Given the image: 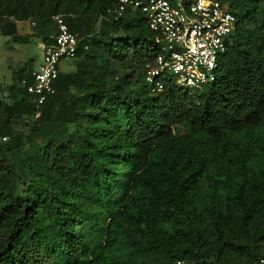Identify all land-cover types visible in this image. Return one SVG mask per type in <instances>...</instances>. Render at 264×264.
Masks as SVG:
<instances>
[{
  "label": "trees",
  "instance_id": "obj_1",
  "mask_svg": "<svg viewBox=\"0 0 264 264\" xmlns=\"http://www.w3.org/2000/svg\"><path fill=\"white\" fill-rule=\"evenodd\" d=\"M218 1L238 24L216 81L167 79L154 96L160 45L141 13L0 0V35L17 44H51L56 15L80 39L39 118L31 59L0 82V264H264V0Z\"/></svg>",
  "mask_w": 264,
  "mask_h": 264
},
{
  "label": "built area",
  "instance_id": "obj_2",
  "mask_svg": "<svg viewBox=\"0 0 264 264\" xmlns=\"http://www.w3.org/2000/svg\"><path fill=\"white\" fill-rule=\"evenodd\" d=\"M128 11L141 13L158 35L160 51L155 65H146L145 73L152 95L164 92L167 79L190 91L202 90L216 81L219 60L231 46L238 24L226 4L218 0H118L115 14L123 17ZM52 20L57 34L51 44H42L43 63L30 81H22L38 110L36 118L56 94L60 63L75 59L80 44L65 15L53 16Z\"/></svg>",
  "mask_w": 264,
  "mask_h": 264
},
{
  "label": "rangeland",
  "instance_id": "obj_3",
  "mask_svg": "<svg viewBox=\"0 0 264 264\" xmlns=\"http://www.w3.org/2000/svg\"><path fill=\"white\" fill-rule=\"evenodd\" d=\"M19 33L22 35L33 34L36 30L31 22L25 21L19 24ZM43 54L41 40L32 38L28 44H17L5 35H0V82L9 85L13 81V72L24 67L28 59H31V65L38 69L43 63ZM60 72L68 74L75 72L76 61H62L59 65ZM31 123V120L25 119L17 123V129L29 134V128L25 124ZM38 148L36 144L26 149L27 155H32Z\"/></svg>",
  "mask_w": 264,
  "mask_h": 264
},
{
  "label": "crops",
  "instance_id": "obj_4",
  "mask_svg": "<svg viewBox=\"0 0 264 264\" xmlns=\"http://www.w3.org/2000/svg\"><path fill=\"white\" fill-rule=\"evenodd\" d=\"M19 24H20V23L17 24V27H18V30L20 31V29H19ZM42 44H43V43H41V45H42ZM28 60H29V59H28ZM28 60H27V62H28ZM27 62H26V63H27ZM34 69H36V68H34Z\"/></svg>",
  "mask_w": 264,
  "mask_h": 264
},
{
  "label": "clouds",
  "instance_id": "obj_5",
  "mask_svg": "<svg viewBox=\"0 0 264 264\" xmlns=\"http://www.w3.org/2000/svg\"><path fill=\"white\" fill-rule=\"evenodd\" d=\"M155 96V95H154Z\"/></svg>",
  "mask_w": 264,
  "mask_h": 264
}]
</instances>
